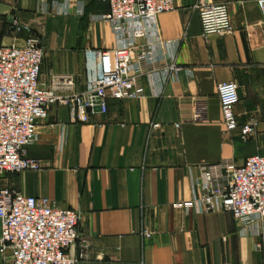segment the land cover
Masks as SVG:
<instances>
[{
  "label": "crops",
  "instance_id": "obj_1",
  "mask_svg": "<svg viewBox=\"0 0 264 264\" xmlns=\"http://www.w3.org/2000/svg\"><path fill=\"white\" fill-rule=\"evenodd\" d=\"M174 3L156 31L147 27L136 41L151 45L148 60L156 63L137 78L140 96L109 99L105 115L51 106L26 148L40 169L0 181V189L80 214V238L69 250L78 264H264V219L241 224L229 213L184 207L204 167L264 157V14L256 0ZM200 3L226 5L230 33L204 38ZM107 12L97 0H0V46L23 44L26 35L9 28L18 18L40 35L39 84L70 76L71 91L58 95H82L85 52L116 47L101 19ZM224 82L237 85L239 124L258 123L247 141L224 132L216 94Z\"/></svg>",
  "mask_w": 264,
  "mask_h": 264
},
{
  "label": "built area",
  "instance_id": "obj_2",
  "mask_svg": "<svg viewBox=\"0 0 264 264\" xmlns=\"http://www.w3.org/2000/svg\"><path fill=\"white\" fill-rule=\"evenodd\" d=\"M108 5L101 16L115 36L112 50L85 52V91L82 95L60 96L58 90L71 91L70 76H53L42 87L39 71L44 51L40 35L18 18L10 20L15 35L25 34L21 45L0 46V181L7 174L38 171L37 160L26 156V148L37 139V130L51 106L68 105L88 110L98 108L105 115L108 100L139 97L137 78L153 69L148 59L150 44L137 47V39L148 28L156 31L159 15L176 9L174 0H97ZM264 14V0H256ZM204 38L231 31L226 5L195 6ZM147 32V31H146ZM135 52L137 54H135ZM225 134L239 131L241 141L253 137L257 121L239 124L235 108L239 103L237 85L220 83L216 87ZM82 121L87 117L79 116ZM153 127H156L154 125ZM193 198L186 209L196 212H225L241 224L253 217L264 219V157L251 156L242 165L225 161L201 170L200 180L192 184ZM80 214L60 208L45 198L24 196L10 188L0 189V254L3 264H78L69 250L79 241ZM142 235L150 237L147 231Z\"/></svg>",
  "mask_w": 264,
  "mask_h": 264
},
{
  "label": "water",
  "instance_id": "obj_3",
  "mask_svg": "<svg viewBox=\"0 0 264 264\" xmlns=\"http://www.w3.org/2000/svg\"><path fill=\"white\" fill-rule=\"evenodd\" d=\"M98 111H99V110H98V108H95V109H94V112H96V113H97Z\"/></svg>",
  "mask_w": 264,
  "mask_h": 264
}]
</instances>
